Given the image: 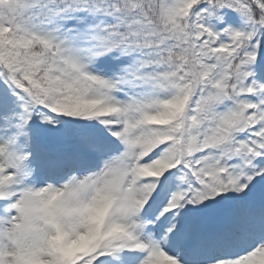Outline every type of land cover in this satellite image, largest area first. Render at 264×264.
<instances>
[{
	"label": "snow or ice",
	"instance_id": "6c2138e0",
	"mask_svg": "<svg viewBox=\"0 0 264 264\" xmlns=\"http://www.w3.org/2000/svg\"><path fill=\"white\" fill-rule=\"evenodd\" d=\"M0 264H264V0H0Z\"/></svg>",
	"mask_w": 264,
	"mask_h": 264
}]
</instances>
